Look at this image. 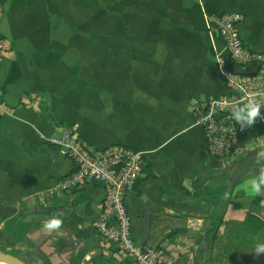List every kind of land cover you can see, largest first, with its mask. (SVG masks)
Masks as SVG:
<instances>
[{"label":"crops","instance_id":"1","mask_svg":"<svg viewBox=\"0 0 264 264\" xmlns=\"http://www.w3.org/2000/svg\"><path fill=\"white\" fill-rule=\"evenodd\" d=\"M223 14L242 16V41L259 56L230 69L257 74L264 0H0V252L25 264H136L101 236L102 183L53 192L76 167L48 139L70 129L95 149L143 156L126 200L139 244L174 264H264V184L249 193L264 170L234 181L264 166V129L253 123L236 155L216 158L192 112L230 95L217 61L228 59ZM54 218L60 226L45 228Z\"/></svg>","mask_w":264,"mask_h":264},{"label":"built area","instance_id":"2","mask_svg":"<svg viewBox=\"0 0 264 264\" xmlns=\"http://www.w3.org/2000/svg\"><path fill=\"white\" fill-rule=\"evenodd\" d=\"M217 29L228 53L225 60L217 61L225 78L230 95L192 106L195 125L205 135L208 153L216 158H229L237 154L239 143L253 123L264 129V69L252 76H243L230 69L229 64L243 68L259 56L244 45L241 38L243 18L236 14H223L215 18ZM6 44L0 34V69L4 63ZM0 92V113H9ZM258 104V113L248 120V107ZM48 143L62 155L73 160L76 170L70 176L56 181L53 192L74 193L92 182L105 186L106 198L98 218L101 236L127 253L136 264H174L172 257L162 248L145 247L132 237L131 220L126 200L144 172L143 156L124 147L98 150L87 144L74 130L54 135ZM264 148V132L259 140Z\"/></svg>","mask_w":264,"mask_h":264},{"label":"clouds","instance_id":"3","mask_svg":"<svg viewBox=\"0 0 264 264\" xmlns=\"http://www.w3.org/2000/svg\"><path fill=\"white\" fill-rule=\"evenodd\" d=\"M258 107L259 105L258 104H252V105H249L248 107V120H249V123H251L252 119L257 115L258 113ZM260 157L261 158H264V150H262L260 153H259ZM259 180H260V183H256L255 181H253L252 183V186L251 188L249 189V193L251 195H257L260 193L261 191V184H264V172H262L260 174V177H259ZM247 187V185H245ZM225 197H227V193H225ZM62 223L61 219H58V218H54V219H51L48 223H46L44 225L45 228L51 230L53 228H58L60 226V224ZM256 252L257 253H264V244L262 245H258L257 248H256Z\"/></svg>","mask_w":264,"mask_h":264},{"label":"water","instance_id":"4","mask_svg":"<svg viewBox=\"0 0 264 264\" xmlns=\"http://www.w3.org/2000/svg\"><path fill=\"white\" fill-rule=\"evenodd\" d=\"M253 168H255V169H263L264 170V166H256V167H252V168L241 170L235 176L234 181L237 180V178H240L248 170L253 169ZM0 263H3V264H25L18 257L10 255V254L2 253V252H0Z\"/></svg>","mask_w":264,"mask_h":264},{"label":"bare ground","instance_id":"5","mask_svg":"<svg viewBox=\"0 0 264 264\" xmlns=\"http://www.w3.org/2000/svg\"><path fill=\"white\" fill-rule=\"evenodd\" d=\"M0 264H3V263H0Z\"/></svg>","mask_w":264,"mask_h":264},{"label":"rangeland","instance_id":"6","mask_svg":"<svg viewBox=\"0 0 264 264\" xmlns=\"http://www.w3.org/2000/svg\"><path fill=\"white\" fill-rule=\"evenodd\" d=\"M15 255V254H14Z\"/></svg>","mask_w":264,"mask_h":264}]
</instances>
